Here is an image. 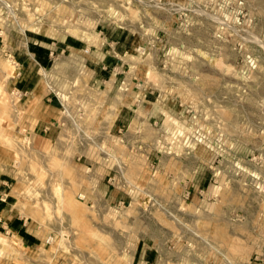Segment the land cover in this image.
I'll list each match as a JSON object with an SVG mask.
<instances>
[{"label":"rangeland","instance_id":"rangeland-1","mask_svg":"<svg viewBox=\"0 0 264 264\" xmlns=\"http://www.w3.org/2000/svg\"><path fill=\"white\" fill-rule=\"evenodd\" d=\"M0 264H264V0H0Z\"/></svg>","mask_w":264,"mask_h":264},{"label":"crops","instance_id":"crops-1","mask_svg":"<svg viewBox=\"0 0 264 264\" xmlns=\"http://www.w3.org/2000/svg\"><path fill=\"white\" fill-rule=\"evenodd\" d=\"M31 53L33 54L34 58L38 61L43 59V55L41 54L42 52L37 51L35 48H30ZM38 61V62H39ZM46 100V99H45ZM47 101V100H46ZM45 108L49 109V112L53 111V107H51L49 104L45 106Z\"/></svg>","mask_w":264,"mask_h":264},{"label":"bare ground","instance_id":"bare-ground-1","mask_svg":"<svg viewBox=\"0 0 264 264\" xmlns=\"http://www.w3.org/2000/svg\"><path fill=\"white\" fill-rule=\"evenodd\" d=\"M34 25H36L35 23H33L32 25L30 24V25H27V26H25V27H21L20 29H21V31H23L24 29H26L27 27H31V26H34ZM36 27H38V26H36ZM29 29V28H28ZM6 146V145H5ZM220 254V253H219Z\"/></svg>","mask_w":264,"mask_h":264}]
</instances>
